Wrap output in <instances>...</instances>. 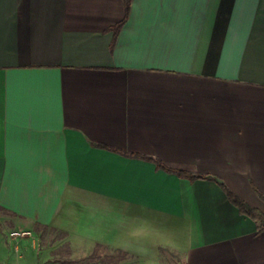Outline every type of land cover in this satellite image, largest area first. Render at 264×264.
<instances>
[{
  "label": "crops",
  "instance_id": "obj_1",
  "mask_svg": "<svg viewBox=\"0 0 264 264\" xmlns=\"http://www.w3.org/2000/svg\"><path fill=\"white\" fill-rule=\"evenodd\" d=\"M124 15L0 0V264L97 245L120 264H264L260 220L223 187L264 213V0H132L116 32ZM45 228L63 239L40 247Z\"/></svg>",
  "mask_w": 264,
  "mask_h": 264
},
{
  "label": "rangeland",
  "instance_id": "obj_2",
  "mask_svg": "<svg viewBox=\"0 0 264 264\" xmlns=\"http://www.w3.org/2000/svg\"><path fill=\"white\" fill-rule=\"evenodd\" d=\"M38 233L40 247L55 244L64 237L61 232L52 229L40 230ZM73 252L74 251L70 243H64L56 251V253H59L60 256L55 255L53 258L64 260L68 258L70 259V255L74 254ZM79 258L80 259L76 261V264H120L124 259V254L117 250L97 245L92 254L81 255ZM133 262V264H139L138 260H134Z\"/></svg>",
  "mask_w": 264,
  "mask_h": 264
},
{
  "label": "trees",
  "instance_id": "obj_3",
  "mask_svg": "<svg viewBox=\"0 0 264 264\" xmlns=\"http://www.w3.org/2000/svg\"><path fill=\"white\" fill-rule=\"evenodd\" d=\"M124 3H125V15H124V18L114 26V28L116 29V32H118L120 30V28L126 23V21L129 18V15H130L132 0H124ZM149 158L155 160L160 167H162L168 171L176 172L182 177H187L190 179L208 178V176H206V175L195 174L186 168L172 167V166L164 163L159 158H156V157H149ZM223 187L226 189L230 200L236 206H238V208L243 213L249 215L250 217H252L254 219L260 220L262 228L264 229V213L259 208H256V207L250 205L248 202H246L245 200L240 198L237 194H235L232 190L227 188L224 184H223ZM257 191H258L259 195L264 199V194L259 190H257ZM44 230H47V229L45 228Z\"/></svg>",
  "mask_w": 264,
  "mask_h": 264
},
{
  "label": "built area",
  "instance_id": "obj_4",
  "mask_svg": "<svg viewBox=\"0 0 264 264\" xmlns=\"http://www.w3.org/2000/svg\"><path fill=\"white\" fill-rule=\"evenodd\" d=\"M30 234H32V231H30V230L18 229V230H12L9 235H10V237L16 239L18 237L27 236Z\"/></svg>",
  "mask_w": 264,
  "mask_h": 264
}]
</instances>
